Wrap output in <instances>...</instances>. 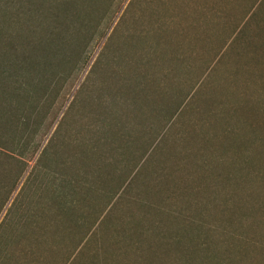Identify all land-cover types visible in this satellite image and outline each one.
Here are the masks:
<instances>
[{
    "label": "rangeland",
    "instance_id": "rangeland-1",
    "mask_svg": "<svg viewBox=\"0 0 264 264\" xmlns=\"http://www.w3.org/2000/svg\"><path fill=\"white\" fill-rule=\"evenodd\" d=\"M0 264H264V0H0Z\"/></svg>",
    "mask_w": 264,
    "mask_h": 264
},
{
    "label": "trees",
    "instance_id": "trees-1",
    "mask_svg": "<svg viewBox=\"0 0 264 264\" xmlns=\"http://www.w3.org/2000/svg\"><path fill=\"white\" fill-rule=\"evenodd\" d=\"M82 177H87V173L84 172L82 174ZM84 179H81L80 181H82ZM79 181V182H80ZM85 181V180H84ZM145 188H146V192H152L155 193V190H159L160 185H150L147 182H145V180L142 179V182H140ZM86 186L88 187V189L91 188V186H89V184L87 183ZM136 189V188H135ZM135 189L133 190L132 195L130 196V202L132 205V208H137L141 211H144V214L142 215V217L145 215V213L147 212L146 218L149 216V213H153L155 212L156 216H159V218L163 217L165 215V210L161 207L158 206L157 204H155L153 201H151L150 197L149 198H143L142 196H140L139 194L135 193ZM76 191V189L74 190ZM55 193H59V197H61L63 200V204L59 203L58 205L62 208V210H64L63 207L67 208L68 211L71 208L70 205L73 204L74 201H71L70 198L68 197L69 193L68 191H66L65 189L61 190L60 188H56L55 189ZM88 198V197H86ZM124 198V197H123ZM91 199V197H90ZM88 201L89 198H88ZM66 211V210H64ZM131 216H134V223H136V218H137V214L134 212V214L132 213V211L130 212ZM123 216H121L119 218V220L122 218ZM123 221H125L121 226H122V233L126 234L127 236L122 235V237L124 238H131L133 233H134V228H132V226L130 225V223L127 222L126 218L124 217V219H122ZM159 222L149 226L147 229V231H151L153 229H156L157 227H159ZM153 228V229H152ZM157 230V229H156ZM161 228H158V231L160 232ZM151 243V242H150ZM149 243V244H150ZM85 245V244H84ZM87 245H85L86 247ZM97 255V252H95Z\"/></svg>",
    "mask_w": 264,
    "mask_h": 264
}]
</instances>
